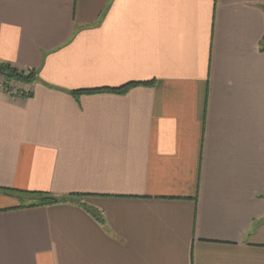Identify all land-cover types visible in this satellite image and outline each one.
Wrapping results in <instances>:
<instances>
[{
    "label": "crops",
    "instance_id": "1",
    "mask_svg": "<svg viewBox=\"0 0 264 264\" xmlns=\"http://www.w3.org/2000/svg\"><path fill=\"white\" fill-rule=\"evenodd\" d=\"M263 36L264 0H0L36 73L0 78V264H264Z\"/></svg>",
    "mask_w": 264,
    "mask_h": 264
},
{
    "label": "trees",
    "instance_id": "2",
    "mask_svg": "<svg viewBox=\"0 0 264 264\" xmlns=\"http://www.w3.org/2000/svg\"><path fill=\"white\" fill-rule=\"evenodd\" d=\"M262 50L264 51V36L262 40ZM0 75H2V77L6 79H15V80H18L24 83H33L36 80V73L34 71L25 73L23 71H19L12 64L1 61V60H0ZM138 84L140 83L131 82L119 88L81 89V90L75 91L74 95L78 97L81 94H93V93H98V92H103V91H110L113 93L122 94V93H126L133 86H136ZM31 198H32V201H31L32 203L28 204L29 206L49 205V204L58 203V202L66 200L64 198L52 196L47 193H35V194L33 193Z\"/></svg>",
    "mask_w": 264,
    "mask_h": 264
},
{
    "label": "rangeland",
    "instance_id": "3",
    "mask_svg": "<svg viewBox=\"0 0 264 264\" xmlns=\"http://www.w3.org/2000/svg\"><path fill=\"white\" fill-rule=\"evenodd\" d=\"M2 77V75H0V78Z\"/></svg>",
    "mask_w": 264,
    "mask_h": 264
}]
</instances>
